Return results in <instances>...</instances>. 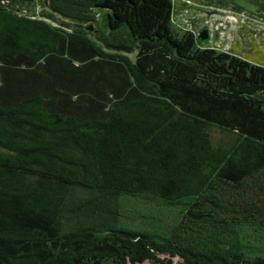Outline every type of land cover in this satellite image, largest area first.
<instances>
[{"label": "trees", "instance_id": "16d2710c", "mask_svg": "<svg viewBox=\"0 0 264 264\" xmlns=\"http://www.w3.org/2000/svg\"><path fill=\"white\" fill-rule=\"evenodd\" d=\"M247 1L0 0V264H264V43L175 22Z\"/></svg>", "mask_w": 264, "mask_h": 264}, {"label": "rangeland", "instance_id": "374dc122", "mask_svg": "<svg viewBox=\"0 0 264 264\" xmlns=\"http://www.w3.org/2000/svg\"><path fill=\"white\" fill-rule=\"evenodd\" d=\"M236 1L246 6L251 4L247 0ZM245 18L246 15L235 14L233 9L228 7L215 8L212 9V12L192 8L177 14L175 22L178 27L190 29L194 33H197L206 24L208 35L205 41L223 49H230L233 46L247 47L250 37H255L259 42L264 43V24L257 23L259 26H253L248 24ZM140 264L150 263L144 261Z\"/></svg>", "mask_w": 264, "mask_h": 264}, {"label": "water", "instance_id": "95a60500", "mask_svg": "<svg viewBox=\"0 0 264 264\" xmlns=\"http://www.w3.org/2000/svg\"><path fill=\"white\" fill-rule=\"evenodd\" d=\"M207 28L203 27L197 32V37L200 39H206L207 38Z\"/></svg>", "mask_w": 264, "mask_h": 264}]
</instances>
